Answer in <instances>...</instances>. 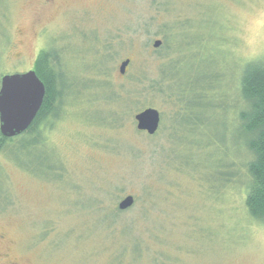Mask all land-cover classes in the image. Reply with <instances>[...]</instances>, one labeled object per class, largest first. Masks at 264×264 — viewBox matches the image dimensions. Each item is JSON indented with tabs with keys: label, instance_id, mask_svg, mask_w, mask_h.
Listing matches in <instances>:
<instances>
[{
	"label": "rangeland",
	"instance_id": "374dc122",
	"mask_svg": "<svg viewBox=\"0 0 264 264\" xmlns=\"http://www.w3.org/2000/svg\"><path fill=\"white\" fill-rule=\"evenodd\" d=\"M0 21L10 41L4 50L0 31L5 74L33 70L40 52L54 49L75 81L41 145L35 138L37 146L20 152L15 139L0 155V256L26 264H264V226L245 206V139L229 115L239 76L232 86L226 61L264 57V0H3ZM187 22L194 41L170 55L187 56L179 85L211 82L227 106L201 105L195 113L205 123L181 124L175 142L176 103L145 96L129 75L146 70L158 79L165 51L155 41L163 45L165 24ZM146 108L161 113L155 136L136 129L134 116ZM129 195L134 206L117 217L103 207L117 210Z\"/></svg>",
	"mask_w": 264,
	"mask_h": 264
},
{
	"label": "trees",
	"instance_id": "16d2710c",
	"mask_svg": "<svg viewBox=\"0 0 264 264\" xmlns=\"http://www.w3.org/2000/svg\"><path fill=\"white\" fill-rule=\"evenodd\" d=\"M2 4L3 0H0V8ZM163 28V45L159 48L158 52L165 51L164 55L161 56V60L164 63L161 62L158 79H152L146 70L137 71L135 74L129 76L133 82L139 85L140 91L146 94L145 96L156 95L166 98L168 102L172 103L173 101L176 103L178 109L174 111V135L169 138L178 142V128L181 124L184 127L185 124H189L191 121H197L198 124L205 123L204 120L200 121L199 116H197L198 114L195 113L197 108L200 109V106L204 105L207 109L213 107L212 109L216 110L218 106L221 112H223L227 104L224 98L221 99V95L217 94L216 88H213V83L211 82L207 83L206 89L195 87L190 80L184 85H179L178 74L182 71L181 67L185 62L183 59H186L187 56L183 59H175L171 58L170 55L173 53L180 54V52L186 53L185 49L189 47V42L194 41L193 38H190L194 25L190 22L183 25L165 24ZM0 31L4 40L3 48L5 50L10 45L9 37L5 34L3 28H0ZM198 40L202 41L199 38ZM108 48V46H105V51H108ZM3 51L0 52V82L1 78L7 75L1 70ZM231 59L226 61L232 66L230 69L232 71L230 74L232 86L235 84L236 73L239 79H237L235 85L238 92L237 95L232 96L229 94L231 99L229 115L231 117L232 111L236 113V116L231 118V122L238 125L237 130H239L245 139L246 171L249 178L245 206L249 217L264 226V57L244 63H237L236 60L232 62ZM98 60H101L100 63L103 64L106 58L102 55ZM33 70L46 87L43 105L35 121L23 135L8 139L0 134V155L10 145L15 143V139H20V142L13 147L17 148L20 152L26 147H30L31 149L37 146L35 138L40 137L41 145L43 130L53 126L55 121L58 120L59 112L64 106V98L69 95V92L75 85V81L70 80L67 75L65 61H63L62 56L60 58L55 54L54 49L42 50L34 63ZM101 88L111 92L110 100L117 101L119 99V95L113 92L109 87V83H103ZM217 99H221L218 105ZM146 105L148 107L152 106L151 104ZM109 116L112 125L116 124L117 117H119L117 112H110ZM211 143L221 146V151L223 152L224 144L221 145L220 142L218 144H216L217 142ZM14 148L11 150V154H13ZM163 153H166V151L162 150L161 154ZM161 154L159 153L160 156H162ZM22 167L26 169L31 168L27 166ZM34 168L32 169L35 173L40 172L39 169ZM223 175L224 173L219 175V180L227 182L228 179H223ZM147 192L148 190L144 191L143 209L152 208L153 199ZM103 207L110 213V216L117 217L119 212H122L118 210V207L117 210Z\"/></svg>",
	"mask_w": 264,
	"mask_h": 264
},
{
	"label": "water",
	"instance_id": "95a60500",
	"mask_svg": "<svg viewBox=\"0 0 264 264\" xmlns=\"http://www.w3.org/2000/svg\"><path fill=\"white\" fill-rule=\"evenodd\" d=\"M162 41H155L158 49ZM131 60H124L119 68L125 75ZM46 96V87L34 70L23 74H7L0 82V134L8 139L23 135L35 121ZM138 132L154 136L160 129L161 113L154 108H146L134 116ZM135 204L131 195L123 198L118 210L125 212Z\"/></svg>",
	"mask_w": 264,
	"mask_h": 264
},
{
	"label": "flooded vegetation",
	"instance_id": "af4514ba",
	"mask_svg": "<svg viewBox=\"0 0 264 264\" xmlns=\"http://www.w3.org/2000/svg\"><path fill=\"white\" fill-rule=\"evenodd\" d=\"M57 0H44V2L48 5L55 4ZM127 60V59H126ZM128 70V69H127ZM126 75V74H125ZM124 76V75H123ZM162 118V117H161ZM5 258V259H4ZM4 259L5 264H26V263H19V262H9L6 257L0 256V261Z\"/></svg>",
	"mask_w": 264,
	"mask_h": 264
}]
</instances>
